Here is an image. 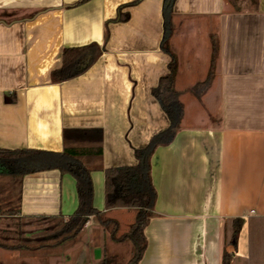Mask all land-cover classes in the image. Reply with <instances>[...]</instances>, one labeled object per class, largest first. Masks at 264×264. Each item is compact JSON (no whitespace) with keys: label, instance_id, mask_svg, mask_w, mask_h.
Here are the masks:
<instances>
[{"label":"crops","instance_id":"0c3cea01","mask_svg":"<svg viewBox=\"0 0 264 264\" xmlns=\"http://www.w3.org/2000/svg\"><path fill=\"white\" fill-rule=\"evenodd\" d=\"M166 6L164 0H0V149L59 154L65 132L99 130L96 164L133 166L135 151L169 125L151 92L172 63L183 118L173 141L150 158L156 201L137 264H221L223 252L230 264H264V0H174L169 52ZM212 38L213 79L197 99L191 89L208 74ZM90 44L101 50L92 65L52 83L63 49ZM71 169L26 174L12 218L70 217L78 204ZM90 180L93 208L116 222V238L126 234L135 211L106 210L103 172L91 171ZM5 195L0 186V204L10 202ZM236 218L243 223L234 248L224 226ZM83 231L78 244L56 255L0 247V264H101L106 257L118 264L124 247L132 249L92 218ZM8 236L17 242L15 229L0 231L2 242Z\"/></svg>","mask_w":264,"mask_h":264},{"label":"trees","instance_id":"16d2710c","mask_svg":"<svg viewBox=\"0 0 264 264\" xmlns=\"http://www.w3.org/2000/svg\"><path fill=\"white\" fill-rule=\"evenodd\" d=\"M169 6L164 9V42L166 52L167 37L170 33V6L174 0H164ZM210 68L206 78L197 83L191 93L197 99L209 89L213 79V67L217 56V44L212 38ZM100 48L96 44L83 47L63 49L60 67L50 73L52 83H61L84 73L99 57ZM169 74L162 76L152 96L165 113L169 125L161 133L152 137L148 145L135 151L137 163L133 166L103 168L96 164L102 155V134L99 130H72L64 133V149L61 153H48L36 150L0 149V186L10 195V203L20 199L22 179L26 174L57 169L60 173L70 172L78 167V175H73L77 194V208L67 219L62 216L48 218H19L26 223H42V227L33 232L19 226L17 242L14 245L0 244V247L15 250L25 255H56L65 252L80 242L84 234V225L89 218L110 233L117 242L127 241L131 244L133 257L127 264H137L147 247L145 229L154 217L153 209L156 192L150 176V158L158 147L169 145L183 118V107L179 95L173 86V64H169ZM100 170L104 175V207L106 210L125 208L135 211V219L128 232L116 238L117 224L107 219L92 206V183L90 172ZM14 201V202H15ZM10 215L18 214L17 209L6 211ZM251 227L252 245L256 246V220ZM35 223V224H36ZM239 218L229 219L224 226L226 244L236 247L238 234L242 227ZM259 225V221H257ZM259 230V229H258ZM101 264H114L108 257ZM221 264H230V256L222 253Z\"/></svg>","mask_w":264,"mask_h":264},{"label":"rangeland","instance_id":"374dc122","mask_svg":"<svg viewBox=\"0 0 264 264\" xmlns=\"http://www.w3.org/2000/svg\"><path fill=\"white\" fill-rule=\"evenodd\" d=\"M5 197H7L10 200V195H8V192L5 190ZM6 199V198H5ZM14 209L16 210V205L15 202L13 201L10 204H0V231L3 229H15L16 233L18 232L19 226H22L23 230L27 231V232H33L35 230H38L42 227V223H26L28 221H21L19 218L17 217H13L14 215H10L8 214V212L6 213V211ZM6 235V234H3ZM11 238V239H10ZM4 242H2V240H0L1 243L6 244V245H12V244H16L13 240H12V236H8V238L6 240H3ZM130 245L127 244L126 247H124V249L122 250V258L123 261L119 259V263L118 264H127L129 262V260L133 257V250L131 249V247H129ZM39 257L44 256V255H37ZM43 259H41L39 262H41V264H46L48 261H42ZM126 261V262H125ZM125 262V263H124ZM48 264V263H47ZM117 264V263H114Z\"/></svg>","mask_w":264,"mask_h":264},{"label":"water","instance_id":"95a60500","mask_svg":"<svg viewBox=\"0 0 264 264\" xmlns=\"http://www.w3.org/2000/svg\"><path fill=\"white\" fill-rule=\"evenodd\" d=\"M71 172H72L74 175H78V170H77V168H73V169H71Z\"/></svg>","mask_w":264,"mask_h":264},{"label":"built area","instance_id":"2783aa9c","mask_svg":"<svg viewBox=\"0 0 264 264\" xmlns=\"http://www.w3.org/2000/svg\"><path fill=\"white\" fill-rule=\"evenodd\" d=\"M87 225V223L84 225V227Z\"/></svg>","mask_w":264,"mask_h":264}]
</instances>
